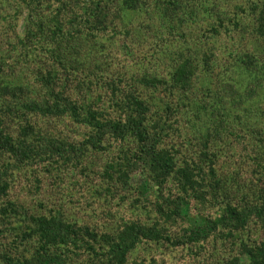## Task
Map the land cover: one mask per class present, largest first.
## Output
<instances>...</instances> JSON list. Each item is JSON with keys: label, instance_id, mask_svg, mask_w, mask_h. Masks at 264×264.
Here are the masks:
<instances>
[{"label": "rangeland", "instance_id": "1", "mask_svg": "<svg viewBox=\"0 0 264 264\" xmlns=\"http://www.w3.org/2000/svg\"><path fill=\"white\" fill-rule=\"evenodd\" d=\"M144 1L143 10L127 9L104 33H91L100 51L93 66L64 70L54 66L47 45L27 41L30 12L24 4L0 0V126L13 139L21 128L31 126L34 134L28 140L34 144L58 140L78 146L93 134L70 114L45 116L24 107L47 97L40 79L46 72L56 76L55 89L83 107L84 116L92 109L116 118L119 112L111 99L115 102L135 90L147 103L152 117L148 124L156 117L154 122L164 126L160 147L169 149L178 163L193 161L199 142L209 138L208 151L215 155V171L226 185L228 201L257 199L264 193V87L252 88L244 58L253 56L257 69H263L264 40L256 33L258 0H183L186 8L178 11L180 19L162 12L163 0ZM156 6L160 17L153 14ZM189 50L198 51V71L193 86L184 92L171 85L172 72L176 59ZM122 144L133 146L130 138H107L103 150L89 146L77 157L45 156L21 165L0 151V168L7 170L0 207L12 202L22 214L21 219L10 217V225L0 220V248L14 254L30 247L32 239L18 238L31 215H58L98 234H114L126 223H156L180 238L190 224L221 213L223 202L199 201L187 192L188 216H161L155 186L145 181L142 168L132 173L126 186L106 177V165L117 158ZM166 189L178 194L172 180ZM240 240L264 242V231L250 222L234 237L211 235L196 244L144 240L127 254L124 264H219L235 256L245 260ZM104 261L75 248L67 264H108Z\"/></svg>", "mask_w": 264, "mask_h": 264}, {"label": "trees", "instance_id": "2", "mask_svg": "<svg viewBox=\"0 0 264 264\" xmlns=\"http://www.w3.org/2000/svg\"><path fill=\"white\" fill-rule=\"evenodd\" d=\"M30 12L27 15L26 39L47 45L54 66L61 65L64 70H74L83 65L93 66L95 57L100 51L97 42L90 38L95 32L104 33L116 23L118 18L126 14V10H143L144 0H20ZM163 13L170 19H180L179 12L186 8L183 0H163ZM116 4L118 9L116 10ZM142 4V5H140ZM256 4V3H255ZM256 33L264 40V0H258L256 7ZM114 6V7H113ZM158 7V8H159ZM114 8V9H113ZM156 12L160 17L162 14ZM35 27V30L32 28ZM216 31L215 28H212ZM92 30V31H91ZM198 51H188L187 55L177 58L174 62L171 85L180 91H188L194 83L198 64ZM246 75L252 88L264 87V66L257 69V60L253 56H245ZM243 69V71H244ZM47 73V72H46ZM40 74L42 86L47 88V97L39 101H28L24 107L41 115L61 116L70 114L76 122L83 123L93 130L78 146L58 140H50L42 144H34L28 140L34 134L33 128L27 125L21 128L17 139H13L0 126V151L9 154L15 164L21 165L31 160L58 156L67 159L69 155L79 156L89 146L103 150L107 138L125 140L130 138L133 146L122 144L117 158L106 165L105 175L112 181L126 186L134 171L142 168L146 179L155 186L157 192L156 210L163 217H186L189 215L187 192L199 201L209 203L223 202L221 213L214 218H204L202 223L194 222L185 229L180 238H173L158 224L146 225L139 222L126 223L114 234H98L88 227H76L60 216H28L25 230L18 238L19 242L32 239L30 247L14 254L10 250L0 248V264H67L70 253L74 249H84L93 259L108 264H124L127 254L144 240H162L170 244H196L206 240L211 235L234 237L244 231L250 222L264 231V193L257 194V199L243 200L238 204L228 201L227 188L215 171V155L208 151V139L199 142L196 160L186 159L178 163L169 149L160 147L164 126L154 122L148 124L147 103L135 90H128L112 103L116 118H107L103 111L87 109L82 115V106L76 101L55 89L52 83L56 76ZM141 81V80H139ZM153 81L158 82L155 78ZM232 90V86H228ZM249 91H251V89ZM5 92H11L10 89ZM131 147V148H130ZM263 147V146H260ZM204 167V168H203ZM206 168V169H205ZM6 168H0V196L5 195L7 182L4 176ZM173 182L175 191L166 189L168 181ZM144 185L143 187H149ZM168 190V191H167ZM257 192L251 195L255 197ZM260 197V198H259ZM20 216L21 212L14 203L7 202L0 207V220L11 224L10 217ZM23 219V218H22ZM21 221V220H20ZM227 233H223L224 231ZM239 236V234H238ZM17 237V236H16ZM240 244L241 252L246 259L235 256L219 264H264V242L251 241Z\"/></svg>", "mask_w": 264, "mask_h": 264}]
</instances>
